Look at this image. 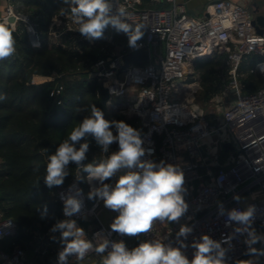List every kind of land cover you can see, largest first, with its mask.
I'll use <instances>...</instances> for the list:
<instances>
[{"label": "built area", "instance_id": "1", "mask_svg": "<svg viewBox=\"0 0 264 264\" xmlns=\"http://www.w3.org/2000/svg\"><path fill=\"white\" fill-rule=\"evenodd\" d=\"M161 1L167 6H145V0H117L126 11V22L134 27L144 26V37L138 41L140 46L137 49L149 48L150 59L145 63H132L121 70L123 55L136 49L128 44L116 46L109 57L99 60L90 77L98 78L107 89L109 98L106 105L110 111L138 120L137 129L141 130L143 146L146 150H153L144 159L164 160L182 167L188 189L185 197L188 212L179 223L156 222L147 234L121 236L110 229L118 213L111 211L106 224L99 211L102 201L88 200L89 184L80 182L77 186L83 189L84 207L71 219L89 224L85 233L93 242H101L99 237L94 240V234L100 232L112 241L123 240L129 249L137 246L140 240L147 239L179 246L176 233L182 224H187L193 232L183 241L188 247L182 250L191 260L195 251L191 247L193 241L204 234L221 240L233 235L234 229L239 227L235 223L225 226L226 217L217 215V201H222L228 210H243L250 204L255 205L257 212L252 226L254 229L258 224L264 227V87L253 93H244L238 80L240 65L248 55L262 58L254 72L264 78L261 71L264 67V27L263 34L259 35L253 25L251 10L231 0L212 3L201 18L189 15L186 5L177 0ZM148 2L157 3L155 0ZM10 17H14L15 22H10ZM5 22L13 30H16V24H23L31 46L41 47L42 33L27 11L24 0H7L6 15L0 19V23ZM77 27L70 13L62 16L60 11L48 29L50 43L63 45L62 37L67 34H74L89 44L112 40L111 34L89 40L76 31ZM107 29L112 30L111 27ZM221 54L227 55L230 81L225 91L231 92V99L225 104L222 97L214 100L212 106L220 116L216 121H210L196 105V94L201 87L200 76L194 66L201 59H212ZM56 76L61 75L54 73L45 81ZM59 92L57 89L56 93ZM120 98L124 100L118 101ZM213 138L221 148L230 143L233 148L228 154L233 152V155L223 161L212 150L210 141ZM80 175L78 170L75 178ZM75 178L57 188L56 196L62 205L61 194H68L69 186L77 183ZM234 196H239L240 201L234 200ZM246 196L250 199L243 201ZM16 229L15 221L4 217L0 209V240L13 237ZM246 238V234L235 235L230 244L223 245L227 249L228 263L249 254L244 243ZM60 249L61 245L55 258L43 264H57ZM93 253L83 261L70 257L68 264H80ZM0 259L2 264H42L28 261L25 250L20 247L11 252L0 251ZM94 264H102V258Z\"/></svg>", "mask_w": 264, "mask_h": 264}, {"label": "clouds", "instance_id": "2", "mask_svg": "<svg viewBox=\"0 0 264 264\" xmlns=\"http://www.w3.org/2000/svg\"><path fill=\"white\" fill-rule=\"evenodd\" d=\"M63 4L65 7L61 8V15L70 13L72 22L78 26L76 31L85 38L102 39L105 30L111 27L118 34L127 36L130 48L137 49L140 46L138 41L144 37V26L134 27L126 22V11L118 5L117 0L115 3L113 0H63ZM6 23H0V61L16 52L13 30ZM261 71L264 72V67H261ZM5 98L0 96V100ZM90 139L104 153H109L114 143L117 150L98 163H85ZM143 144L141 130L122 120H107L104 112L93 104L90 114L85 115L58 145L55 153L48 156L43 176L47 188L63 186L70 175V164H75L81 173L75 178L77 183L69 186L68 194H61L65 219L57 220L50 228L51 233H59L61 249L57 264H68L70 257L83 261L91 252L102 257V264H228L227 249L223 245L230 244L235 235L245 234L247 238L244 243L249 253L254 256L264 254V249L253 247L264 243V235L257 234L252 226L256 206L250 204L243 210H228L222 201H217V215L226 217V227L233 223L239 227L234 229L233 235L221 240L204 234L199 240L193 241L191 247L195 251L191 260L182 250L188 247L183 241L193 232V228L187 224H182L176 233L179 246L147 239L140 240L137 246L129 249L123 240L112 241L100 232L94 234V240L99 237L101 242L95 243L88 239L84 229L71 219L80 214L84 207L83 189L77 186L80 182L89 184L88 200L102 201L105 208L118 213L110 229L121 236L139 237L147 234L156 222L179 223L188 212L189 205L185 199L188 189L185 187L182 167L164 160L156 162L144 159L153 150H146ZM113 178H116L114 184L106 183ZM233 199L239 202L241 198L234 196ZM46 215L45 205L41 218ZM53 239L56 237L53 236ZM250 264H256V261L251 260Z\"/></svg>", "mask_w": 264, "mask_h": 264}, {"label": "trees", "instance_id": "3", "mask_svg": "<svg viewBox=\"0 0 264 264\" xmlns=\"http://www.w3.org/2000/svg\"><path fill=\"white\" fill-rule=\"evenodd\" d=\"M24 1L27 11L37 22L43 42L40 48H33L26 27L19 23L13 31L16 52L0 61V96L6 97L0 100V209L4 217L15 221L17 227L13 237L0 240V249L11 252L20 247L33 253L51 226L64 219L63 205L56 196L58 187L49 189L43 183L48 156L54 154L72 128L90 114L93 104L109 121L122 120L137 129L138 120L110 111L106 105L107 89L98 78L90 77L99 60L109 57L116 46L128 44L127 36L106 29L104 35L111 34V41L89 44L74 34H67L62 37L63 45H52L48 29L53 17L65 7L63 0ZM162 4H150L145 0V6H167ZM261 60L257 55L243 59L238 80L244 93L264 87V78L254 72ZM194 70L200 76L197 99L208 106L229 83L227 55L201 59L195 63ZM54 73L61 76L34 82L35 76L51 77ZM57 89H60L58 94ZM116 150L114 143L109 153H104L90 139L85 163H98ZM78 170L75 164L69 165L70 175L63 186L76 177ZM45 205L47 215L41 218ZM36 255L35 261L42 264L52 260L49 250L43 256L44 261Z\"/></svg>", "mask_w": 264, "mask_h": 264}, {"label": "crops", "instance_id": "4", "mask_svg": "<svg viewBox=\"0 0 264 264\" xmlns=\"http://www.w3.org/2000/svg\"><path fill=\"white\" fill-rule=\"evenodd\" d=\"M157 3L154 4H162L164 2H162L161 0H155ZM180 3H184L186 5V9L189 15L193 16V17H204L206 15V9L209 5L212 4L211 0H177ZM253 2H256L258 5V8L260 10V13L264 15V0H252ZM166 4V3H164ZM162 4V5H164ZM6 7H7V0H0V19L3 18L6 15ZM251 12L253 10V7H248ZM253 14V13H252ZM254 16V15H253ZM11 30H13L10 26H8ZM17 27V24L15 25V28ZM14 31V30H13ZM229 77V75H228ZM46 77H41V76H35L34 77V82H44ZM230 79V78H229ZM230 81V80H229ZM228 87V85H227ZM198 93V92H197ZM227 95V96H225ZM217 97H222L223 98V103H228V100L231 99V92L227 89V93L226 91H224L221 95L217 96ZM215 97L208 106H204L202 103H200L197 99V94H196V105L198 106L199 109H201L204 114L205 117L210 120V121H216L218 119V117L220 116L218 113H216V111L214 110V107L212 106L214 100L217 98ZM210 143L212 144V150L216 153L219 154L221 159L224 161L228 156V152L231 150H224L223 147H218L215 143V138L212 139V141H210ZM224 146V145H223ZM116 182V178H113L111 180V183L114 184ZM82 183V182H81ZM86 185V182H84ZM250 199L249 196H246L245 198H243V201H248ZM100 216L101 219L108 224V220L109 217L111 215V210L107 209L104 207L103 202H101L100 204ZM77 222L79 227H82L84 229V231H86L88 229L89 224L87 222H85L86 224H84V222ZM255 230L257 232V234H262L264 235V227H262L261 225H257L255 227ZM53 236L56 237V239H53ZM264 243H258L256 245H253V247L255 248H259V247H263ZM60 247V243H59V233H51L49 232L48 235H46L43 239L41 238V242L39 245H36L34 248L33 253H31L29 257V254L26 252V256H27V260L28 261H35L37 260V255H39V259L41 261H44L45 258H43V256L47 255V250L50 251V259L55 258L56 253L58 248ZM0 251H2L0 249ZM41 251L43 252V255H41ZM101 256L97 255L96 253H93L86 261L80 263V264H94L96 262H99L101 260ZM254 260L256 261V264H260V263H264V254H260L257 256L254 255H247L243 258H240L239 260H237L235 263L233 264H250V261Z\"/></svg>", "mask_w": 264, "mask_h": 264}, {"label": "water", "instance_id": "5", "mask_svg": "<svg viewBox=\"0 0 264 264\" xmlns=\"http://www.w3.org/2000/svg\"><path fill=\"white\" fill-rule=\"evenodd\" d=\"M220 0H211L212 3H217ZM243 7H253L252 13L254 15V19H253V25L256 29V32L259 35L263 34V27H264V15L260 13V10L258 8V5L256 2H253L252 0H231ZM10 22H15V18L14 17H10L9 18ZM123 59V65L121 66V70H125L129 67L130 64L132 63H145L147 61H149L150 59V50L149 48H141V49H136L134 51H130L128 53H125L122 57ZM233 148V146L230 143H226L223 146L224 150H231ZM80 172V170H79ZM257 249H264L263 247H259ZM247 255H251L250 253ZM244 255L243 257L247 256ZM241 257V258H243ZM235 263V262H233ZM233 263H228V264H233ZM0 264H2V261L0 259Z\"/></svg>", "mask_w": 264, "mask_h": 264}, {"label": "rangeland", "instance_id": "6", "mask_svg": "<svg viewBox=\"0 0 264 264\" xmlns=\"http://www.w3.org/2000/svg\"><path fill=\"white\" fill-rule=\"evenodd\" d=\"M122 100H124V99H122V98H120L118 101H122ZM233 155V152H231L230 154H228L227 156L228 157H230V156H232ZM28 254H29V257H31L32 258V256H30L31 255V253L29 252V251H26Z\"/></svg>", "mask_w": 264, "mask_h": 264}]
</instances>
